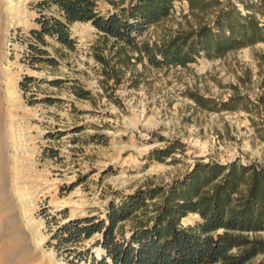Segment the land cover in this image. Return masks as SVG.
I'll use <instances>...</instances> for the list:
<instances>
[{
  "label": "rangeland",
  "instance_id": "rangeland-1",
  "mask_svg": "<svg viewBox=\"0 0 264 264\" xmlns=\"http://www.w3.org/2000/svg\"><path fill=\"white\" fill-rule=\"evenodd\" d=\"M41 1L15 0L8 9L0 0V142L6 150L0 152V189L6 197L3 205L0 201V236L10 228L6 206L10 203L18 212L25 206L16 199V181L23 182L36 195H28V209L36 222L34 237L43 239L30 264H72L66 253L48 244L57 222L104 216L111 201L148 184L171 183L198 161L264 165V43L223 58L203 56L185 68H155L92 24L75 23L74 50L47 37L43 48L57 65H32L30 31L37 28ZM228 1L245 9L240 0H222ZM96 2L107 14L135 0ZM216 10L192 13L188 2H177L172 14L141 40L167 41L213 20ZM28 77L35 80L24 89L21 82ZM54 81L60 84L52 85ZM80 90L89 97L81 99ZM10 98L13 123L7 116ZM172 143L183 147L163 161L152 158V152ZM13 156H18L16 162ZM16 214L20 218L22 213ZM197 219L191 215L183 222ZM21 226L27 230L19 222ZM94 242L79 249H91L100 258Z\"/></svg>",
  "mask_w": 264,
  "mask_h": 264
},
{
  "label": "trees",
  "instance_id": "trees-1",
  "mask_svg": "<svg viewBox=\"0 0 264 264\" xmlns=\"http://www.w3.org/2000/svg\"><path fill=\"white\" fill-rule=\"evenodd\" d=\"M184 1L192 13L217 12L213 20H203L167 41L141 40ZM240 2L244 10L222 0H135L128 8L103 14L96 0H42L37 5V28L30 31L35 44L28 58L32 65L56 66L43 48L46 38L74 50L75 23L92 24L155 68H185L203 56L223 58L264 43V21L259 18L264 17V0ZM34 80L25 78L21 87ZM78 96L87 99L89 93L80 90ZM197 101L203 105L205 100ZM182 147L172 143L152 152V158L163 161ZM191 215L198 219L185 225ZM262 234L264 165L201 160L171 183L148 184L111 201L104 216L57 222L48 244L66 253L72 264H264ZM93 238L100 258L91 249H79Z\"/></svg>",
  "mask_w": 264,
  "mask_h": 264
},
{
  "label": "bare ground",
  "instance_id": "bare-ground-1",
  "mask_svg": "<svg viewBox=\"0 0 264 264\" xmlns=\"http://www.w3.org/2000/svg\"><path fill=\"white\" fill-rule=\"evenodd\" d=\"M4 1L8 3V5H7L9 7L8 9H11L13 6L16 5L14 3L15 0H4ZM10 15H12V14H10ZM7 89H8V87H7ZM8 95H10V92ZM9 97H11V96H9ZM9 97H7V98H9ZM8 102L10 104H9V108H8V114L9 115H7V116H9L11 118V121L13 123L16 121L15 120L16 118L14 115L15 113L13 112V107H14L13 100L10 98V101L8 100ZM3 120H4L3 111L0 110V135H1V124L3 123ZM13 129H14V127H13ZM11 130L12 129H10V132H11ZM11 134H12V132H11ZM1 144L2 143L0 142V152H1V154H3L6 150L3 152L4 145H1ZM15 151H17V148H15ZM15 154H13V155H15ZM18 156H19V154H18ZM18 156L17 157L13 156L15 158V162L18 159ZM0 160L1 161L3 160L2 155H0ZM17 168L18 167H16L15 169H17ZM17 171H19V170H17ZM16 186L19 187V190L17 191L18 195L16 198L17 202L20 204H25V206H24V208H22L23 206H21V208L19 209V212L22 213L20 218H18V216L16 214V212L19 213L18 210H16L17 208L15 209V207L12 206V204H10V203L6 206L7 211L10 213V216L7 217V219L10 222V228L6 231V233L3 232V234H1V236H0V246H1L0 247L1 248L0 264H15L14 260L20 259V257L22 258L20 260V264H30L31 262H35L34 259H36V256H34V254H37L36 253L37 250L40 249L42 246L43 239L37 240V237L36 238L34 237L35 232H36L34 229V226H35L36 222L32 219V217H31L32 214L30 215V212L28 209V204L30 203V200H28L27 197H28V195L32 194V192H30L26 187H24L23 182L16 181ZM3 193H4V190L0 189V194H1L0 195V201H1L2 205L6 201V199H5L6 197L5 196H4L5 198L2 197ZM30 197H31V195H30ZM32 197H36V195L32 194ZM2 198H4V199H2ZM22 216H23V218H22ZM19 222L21 224L23 223L27 230H23V226L18 227ZM29 238H31V240H35V241H33V243L32 242L30 243ZM16 253H18V256L16 255ZM25 254L28 256L27 258H24L26 256ZM14 255H16V256L14 257ZM50 257L53 258L52 255H50ZM50 257H49V259H50Z\"/></svg>",
  "mask_w": 264,
  "mask_h": 264
}]
</instances>
